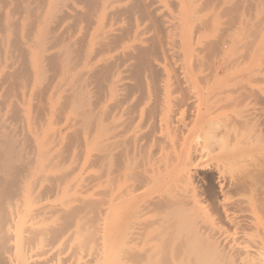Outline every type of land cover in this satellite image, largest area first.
<instances>
[{
  "label": "bare ground",
  "instance_id": "1",
  "mask_svg": "<svg viewBox=\"0 0 264 264\" xmlns=\"http://www.w3.org/2000/svg\"><path fill=\"white\" fill-rule=\"evenodd\" d=\"M234 1L0 0V264L264 259L198 220L251 204L264 26Z\"/></svg>",
  "mask_w": 264,
  "mask_h": 264
},
{
  "label": "rangeland",
  "instance_id": "2",
  "mask_svg": "<svg viewBox=\"0 0 264 264\" xmlns=\"http://www.w3.org/2000/svg\"><path fill=\"white\" fill-rule=\"evenodd\" d=\"M235 1H240V0H235ZM261 2L263 4L261 3L260 4L261 6H263L264 1L261 0ZM260 4L255 0L253 5L250 6V8L252 7L254 11L250 9L251 11L246 13L249 15L248 17L250 18V20L252 19L251 22H254L255 25L256 24L260 25L261 23H263L260 25L262 27L264 26V19H263L264 6L261 8ZM227 5L229 6L230 3L229 2L228 4L226 3L224 5V8L228 7ZM226 12L227 11L224 10L222 16ZM225 15L226 16L224 17L221 16L222 19L225 18L223 21L227 20L226 18H228V15L227 14ZM221 18L220 20L222 21ZM261 20L263 22H261ZM262 29L259 30L261 31V33H258L259 36L257 38V39L259 38L261 39V41L259 42L263 43L262 48L258 53L254 55L252 54L251 56L253 57L251 59L252 73L250 74V77L247 80V83L249 84V86L253 91V94L250 97V103L247 104V106L249 105L248 108L252 112V119L249 125L247 126V128L242 131L245 134H248L250 137L251 154L245 157L246 159L245 161L239 162L237 164V168L241 167V168L250 169L251 178L249 182V188H247L248 190H246V192L239 191V193L231 194L229 196V197L232 196L231 197L232 199L233 198L247 199L248 201L251 202L250 207H248L241 213L240 212L236 213V215L238 216L236 218L235 224H230L227 223L226 221L220 220L217 217V215L210 212L209 205L206 202L201 203L200 205L201 212L198 213L199 224L203 229H209L211 226H213L215 230H219L220 232L223 233V235L228 236V238L230 239L231 246L240 247L243 248L244 250H254L255 248L258 247L264 249V39H263L264 28L262 27ZM237 50H239V48ZM236 52L237 51L234 52L235 55H237L240 52V50L237 54ZM250 58H248L249 61ZM221 74H222L221 76L224 77L223 75L225 74L223 72H221ZM1 89L2 87L0 86V91ZM224 168L225 171L228 170L227 165H225ZM207 172H208L207 170H199V175L208 176L209 174H207ZM206 213H209L210 215L208 218H205L204 216ZM241 214H244L247 220L249 219L251 222L250 223L248 222V224L241 222L240 221L241 216H239ZM100 242L102 243L103 241L100 240ZM67 244L73 245L72 241L68 242ZM197 249H198L197 252L199 254V257L201 256L200 257L201 264H215V262H217V258L210 257V250L205 244L202 243L199 244ZM66 255L67 254H65V256ZM237 264H264V259L260 261H254L250 259L249 256L243 255L239 259H237Z\"/></svg>",
  "mask_w": 264,
  "mask_h": 264
}]
</instances>
